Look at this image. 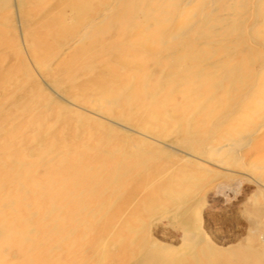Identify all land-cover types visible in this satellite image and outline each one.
I'll list each match as a JSON object with an SVG mask.
<instances>
[{
    "label": "rangeland",
    "instance_id": "rangeland-1",
    "mask_svg": "<svg viewBox=\"0 0 264 264\" xmlns=\"http://www.w3.org/2000/svg\"><path fill=\"white\" fill-rule=\"evenodd\" d=\"M95 5L0 0V171H55L52 186L65 189L62 231L23 238L20 249L2 227L0 264H264V127L247 134L264 116V0L246 1L241 55L215 40L233 39L229 27L198 28L192 55L180 46L177 75L166 58L157 79L145 78L161 88L137 97L110 88L130 56L173 40L105 39L56 63L71 24ZM229 11L219 10L226 20ZM48 53L45 72L34 61ZM142 65L155 67L146 57ZM218 144L226 152L211 150ZM197 152L202 160L187 155Z\"/></svg>",
    "mask_w": 264,
    "mask_h": 264
},
{
    "label": "bare ground",
    "instance_id": "bare-ground-1",
    "mask_svg": "<svg viewBox=\"0 0 264 264\" xmlns=\"http://www.w3.org/2000/svg\"><path fill=\"white\" fill-rule=\"evenodd\" d=\"M246 1L96 0L95 6H90L88 12L82 13L76 18V22L71 24V26H75V29L65 36L64 42L57 48L59 56L56 58V63L64 65L67 62H72L76 58L84 56V48L96 45H99V47L103 46L105 39H108L106 42L115 40L121 43L125 38L129 39L132 37L133 43H139L142 47L144 46V42L149 41L150 44H156L157 48L162 45L165 46V39L167 41L173 40L170 43L172 45L168 46L170 50H164L160 53L153 51L147 53L146 49H141L136 53L135 58L131 59L130 56V62L133 63H130L132 66L125 71L126 73L123 74L122 72L123 75L120 74L117 81L112 84L113 88H110L113 89L115 95H118L123 89L130 87L128 89L130 90L128 96L133 97L150 91L151 87L156 91V89L161 88V84L159 82L155 85L149 84L145 78L150 74H155V78L157 79L161 72V65L166 58L172 62L167 72L176 76L178 73L177 59L182 56L179 50L180 46L184 44L186 48L184 52L188 51L187 54L192 55L196 36L193 34V31L198 28V31L201 32L199 35H202L203 33L210 34L215 29L220 28L224 30L229 27L225 33L227 35L234 32L233 39L221 36L215 40L222 41V43H225L224 45L232 46L234 49L233 53L240 52L237 49L235 50V48L241 47L244 49L243 45L245 41L242 38L241 23L243 19L241 14L245 9ZM227 7L232 8V11H229L231 14L228 13L231 16L229 20H226L225 16L219 12L220 9ZM260 13L261 19L257 29L264 30V10H261ZM187 32V39L183 43L176 45L178 41L181 42L178 38ZM261 39L264 42V35ZM106 55L103 56L104 59L108 58ZM50 57L51 53H48L35 60L34 64L45 72L49 71L50 66L47 60ZM145 57L151 59L155 65L151 72L142 65ZM190 70H192L191 73L198 72V67H195V69L194 67L190 68ZM260 118V121L247 133L248 135L256 134L264 127V116ZM225 149L226 147L222 146V144L211 147V150L215 153L221 150L226 152ZM210 153L213 154L212 152ZM227 153L231 152L228 151ZM187 155L192 156L194 159L202 160L199 158V152L195 155L190 153ZM211 164L217 167L220 166V164L216 165L217 163ZM7 168L8 170L4 169L0 171V233L3 227L2 233L6 235L3 239L5 240V244L7 246H11V244L17 245L20 248L23 238L31 239L33 238V234L36 233L50 235L60 232V230L62 231L63 227L57 226V219L60 218V207H63L65 203L58 201L65 199V195L63 194L65 193V189L63 184L52 186L53 177L56 176L57 172L46 170L41 175H35L29 171L19 173L13 169V164L7 165ZM221 189L222 185L220 184L216 186L215 191H220ZM67 208L71 212L70 204ZM192 235L194 237L199 236L197 233ZM185 240L187 241V239ZM41 259H35L37 260V264H39V261H45V259Z\"/></svg>",
    "mask_w": 264,
    "mask_h": 264
}]
</instances>
